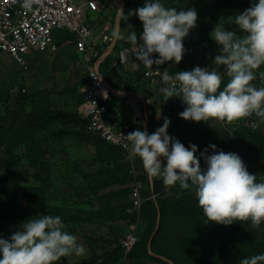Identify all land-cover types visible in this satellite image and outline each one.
Listing matches in <instances>:
<instances>
[{
  "label": "rangeland",
  "instance_id": "rangeland-1",
  "mask_svg": "<svg viewBox=\"0 0 264 264\" xmlns=\"http://www.w3.org/2000/svg\"><path fill=\"white\" fill-rule=\"evenodd\" d=\"M74 1L84 4L87 0ZM146 2L147 0L125 1L123 13L128 25L124 35L128 36L133 30L137 33L141 21L138 16L129 15V12L143 7ZM160 2L177 11L190 8L197 11V26L183 40L185 53L182 61L178 65L174 61L167 62L175 72L191 71L197 66L209 69L215 67L213 61L220 54L221 46L212 38L211 33L219 23L224 25L226 31H235L240 37L244 35L232 23L233 15L219 16L218 10L223 7L227 9L229 2ZM104 3L106 6L108 4L107 10L110 11L101 14L93 25L98 26L101 22L110 20L115 26L119 1L104 0ZM122 18L123 16L121 25ZM57 40V51L31 54L26 69L9 55L0 52V197L4 196V200L18 199L24 211L22 218L19 213V220L50 214L59 215L68 225L66 231L75 235L78 243L84 245L86 255L63 257L57 264H62L63 260L68 264H82L87 260V264H101L119 251L121 240L129 231L136 232L141 244V255L136 257V264H175L152 249L153 239L159 229L162 231L160 241H156V251H166L178 264H211L206 258L211 250L206 244L208 240L202 226L204 223L200 215H197V198L194 195L195 201L190 200L193 192L181 189L178 183L173 187H166L161 178H154L162 182L160 190H163L159 197L160 204L155 201L157 214L153 205L144 207L142 213L141 209L133 211L134 182L139 180L143 184V192L147 189L146 182L138 179L145 174L142 165H137L139 175L134 177L122 153L106 152L105 144L87 128H78L67 120L51 117V114L59 111L79 114L88 69L93 66L92 61L88 62L76 52L71 32L63 31ZM219 71L224 75L226 68L220 66ZM261 73H264V65L256 70V79L252 82L257 88L264 87ZM227 82L228 78L225 76L221 90ZM179 119L181 121L182 118ZM183 124L184 128L173 130L181 133V143L185 147L192 144L197 146L196 156L204 169L200 152L208 144L203 139L206 135V123L184 120ZM227 136V131H218L215 139L224 140L227 146ZM244 150L250 152L247 157H244ZM236 154L242 158L251 174L264 166L262 152L258 154L255 149L240 146ZM190 211L193 214L191 212L192 216L188 217ZM197 219L201 222L199 228ZM158 220V231L155 232ZM237 222V229L233 225H223L226 227L225 233L232 232L234 235L236 230L238 236H253L262 246L255 249L252 256L264 254V223L253 228L251 221H234ZM17 230L16 227H8L7 220L3 218V202L0 199V238L8 239ZM228 234L218 237L227 238ZM229 244L231 242L227 240L219 242L222 249L219 264H225L224 256L229 250ZM157 256L168 259L171 263ZM238 256L231 264H239L241 259L247 258L245 254Z\"/></svg>",
  "mask_w": 264,
  "mask_h": 264
},
{
  "label": "clouds",
  "instance_id": "clouds-1",
  "mask_svg": "<svg viewBox=\"0 0 264 264\" xmlns=\"http://www.w3.org/2000/svg\"><path fill=\"white\" fill-rule=\"evenodd\" d=\"M35 2L23 0L22 7L31 10ZM119 14L124 16L122 9ZM129 15L138 16L143 25L142 44H138L134 30L127 36L137 47L140 62L148 68L172 61L180 64L185 53L183 40L197 26L194 8L177 11L165 7L160 0H147ZM232 23L244 33L242 37L235 31H226L221 23L211 33L221 46L213 61L215 67L197 66L174 75L163 72L162 80L168 85L161 89L164 98L167 101L178 97L183 101L186 108L179 116L186 121L233 123L255 114L264 122V87L257 88L252 83L256 70L264 65V0L252 3L234 16ZM112 36L117 40L124 38L119 28ZM153 54L158 56L153 58ZM220 66L226 68L224 75ZM156 72L159 74V70ZM225 76L228 82L221 90ZM261 79L264 80V73ZM104 96L107 98L106 92ZM169 125L170 120L165 118L163 125L151 134L134 130L125 135L128 158H139L146 175L161 178L166 187L178 183L181 189L193 188L207 222L227 226L234 221H251L253 228L264 223V182H257L242 158L236 153L216 152V146L209 145L213 154H208V148L201 152L207 165L202 169L196 156L197 146L185 147L169 136ZM67 227L59 215L29 218L8 239L0 238V264H57L63 257L85 256L84 245L66 231ZM239 264H264V254L241 259Z\"/></svg>",
  "mask_w": 264,
  "mask_h": 264
},
{
  "label": "built area",
  "instance_id": "built-area-1",
  "mask_svg": "<svg viewBox=\"0 0 264 264\" xmlns=\"http://www.w3.org/2000/svg\"><path fill=\"white\" fill-rule=\"evenodd\" d=\"M22 4L23 0H0V52L9 55L26 69L31 54L57 51L56 33L69 31L74 35L76 52L85 57L88 62L92 61L89 47L93 30L87 20V14H103L106 7L104 0H87L84 4L74 0H37L32 4L31 10L25 9ZM107 24L102 26L101 38L97 43L100 47L109 46L113 39L111 24ZM142 32L141 22L136 33L138 44H142L140 40ZM135 51L136 53L138 51L136 46ZM156 56L158 54H153V58ZM140 63L142 79L148 83H157L162 88L168 86L162 80L163 72L167 70L169 75L175 74L170 71L166 63L160 66L154 64L152 68ZM156 70H159V74ZM105 92L107 98L104 96ZM111 99V91L105 85L99 71L90 66L83 101L79 106V114L88 120L86 128L89 132L122 151L125 162L129 165L134 177H138V158L129 159L128 151L125 148L128 143L125 135L132 132L131 122L127 119L115 122L108 117V103ZM170 100L174 106L183 102L178 97H172ZM262 123L261 118L253 114L251 117L243 119L242 126L248 132L254 133L260 130ZM253 124L258 127L253 128ZM143 193V184L136 180L132 188L133 211L140 210L145 200ZM151 197L155 198V195L153 194ZM138 242L139 237L136 232L129 231L120 243L122 256L118 261L107 264H136L130 254Z\"/></svg>",
  "mask_w": 264,
  "mask_h": 264
},
{
  "label": "crops",
  "instance_id": "crops-1",
  "mask_svg": "<svg viewBox=\"0 0 264 264\" xmlns=\"http://www.w3.org/2000/svg\"><path fill=\"white\" fill-rule=\"evenodd\" d=\"M107 7L108 4L105 7L104 12L110 11L107 10ZM99 16L100 15L93 16L91 14H87V20H89L88 22L93 30L91 46L89 47V54L91 55L92 59L96 57V55L102 50V48L97 44L101 38L102 26L106 25L107 23L111 24V30L112 32H114V25L110 20H105L104 24L100 23L98 26L93 25L95 20H97ZM62 32L63 31H59L55 35V42L57 45V38L62 34ZM124 34L125 33L121 34L124 38L117 41V43L119 42V47L117 49L114 48L113 52L104 60H102L97 67L96 64L99 62L101 55L108 48V45H104L103 48H105V50L102 52L97 61H95L94 63L92 62V65L99 71L102 79L107 81L113 87V90L111 92L112 99L108 103V117L115 122H119L122 119H130L134 127L133 130H140L139 127L141 126L143 130H146L151 134L163 125L164 119L168 118V109L173 104L171 103L170 99L167 101L165 100L164 94L161 91L162 87L159 84L148 83L147 81L142 79L141 63L137 59L135 46L127 40V36ZM107 59H109L110 61L105 64V61ZM166 65L169 69H172L167 62ZM181 112L182 111L178 110L177 117L174 118L172 116L171 118H168L170 120V125L167 129L169 136L170 132L173 129L178 127L184 128V119L178 121L180 120L179 113ZM150 118L152 120V123L150 122ZM242 123L243 120H239L233 123L221 122L218 120H209L206 123V126L204 125L206 135L203 138L204 141L208 143L207 148L209 145H215L216 152L223 150L225 153H236L239 150L240 146H245L242 141H237L234 147H226V144H224L223 142L224 140L220 139L218 140V142L215 137L217 136L218 131L225 130L229 135H234V131H236L237 129L245 130L242 126ZM259 131L264 133V122L261 124ZM211 137L213 140L211 139ZM243 153L244 157H247L250 152L249 150H244ZM208 154H213V150L208 148ZM203 162L205 169L207 165L204 159ZM137 165H142L139 158Z\"/></svg>",
  "mask_w": 264,
  "mask_h": 264
},
{
  "label": "trees",
  "instance_id": "trees-1",
  "mask_svg": "<svg viewBox=\"0 0 264 264\" xmlns=\"http://www.w3.org/2000/svg\"><path fill=\"white\" fill-rule=\"evenodd\" d=\"M126 3L128 2V0H125ZM219 2H229L227 3L228 6L227 9H224L225 7L221 8L220 10H218L220 12L219 16L221 15H233V16H236L238 14H240L241 12H243L244 10H246L248 7L251 6L252 3H256L258 2V0H219ZM128 10V7L127 9ZM126 12V11H125ZM128 25V21L126 19V16H123L122 18V25H121V34L125 33L126 32V27ZM107 47V46H106ZM119 47V42L117 43L115 49H117ZM102 50L96 55V57H94L92 59V62L94 63L95 61H97L100 57V55L102 54V52L105 50V48H103V46L101 47ZM2 53V52H1ZM110 60L107 59L105 61V64H107ZM171 72L173 73H176L175 70H172L170 69ZM142 77V75H141ZM83 97H84V93H83V96H82V100H81V103L83 101ZM175 107V109H174ZM186 108V105L183 103V102H179L177 103L176 106L172 105L169 107L168 109V118H171L172 116L175 118L177 116V113H178V110L181 111V110H184ZM52 118L53 119H62V120H67L70 124H72L73 126H76L78 128L80 127H84L86 128L87 126V122L88 120L81 117L80 114H73V113H70V112H67V111H59L58 113L56 114H51ZM129 122H131V130L134 131V127L132 125V121L130 119H128ZM150 122L152 123V120L150 118ZM140 130H143L141 128V126L139 127ZM234 135H229L228 134V144L226 147H234V145L236 144L237 141H242L244 143L245 146L249 147V148H252V149H255V151L260 154L262 152V154L264 153V149H263V144L261 141L264 140V133L263 132H254V133H251V132H248L247 130H236L234 131ZM171 137L179 140L181 142V139H182V135L180 132L178 131H174L172 130L171 132ZM99 140H101L105 146L107 147L106 148V152L108 153H112V152H115L117 151V153H119L121 155L122 151L119 150L117 147L111 145L110 143L106 142L105 140L101 139L100 137H98ZM261 142V143H260ZM264 142V141H263ZM142 164V163H141ZM129 166V165H128ZM129 168V167H128ZM143 172L145 173L144 169H143ZM252 174H255L256 177H257V182H264V166H261L260 168H258V171H255L253 172ZM143 177H139L138 179H142L146 182L147 184V189L144 191L143 193V196L145 198L142 206H141V212L144 210V207L148 206V205H153L154 207V212L155 214H157L158 210L156 208V205H155V201H158L159 204H160V201H159V197L161 195V192H163V190L161 191L160 189L161 188V184L162 182L161 181H158V180H154L153 178V185L151 186L150 182H149V178L148 176L145 174L142 175ZM153 190V192H152ZM187 191H190V192H193L192 195H191V198L190 199L191 201L194 200L193 199V196L195 195V192H194V189L193 188H190V189H186ZM155 195V198H152L151 196L152 195ZM1 199V202H3V218L5 220H7L8 222V227H16V228H19V226L21 224H23L27 219H24V220H19V213L22 217L23 216V209L22 207L20 206V203L18 201L17 198H13L12 200L11 199H7L5 198L4 200V196L0 197ZM195 201V200H194ZM191 203H195V202H191ZM197 204H198V201H197ZM189 206V205H187ZM199 210H198V216L200 215V217L202 218L201 220L203 221V228L204 230L206 231V234H207V240L206 241V244L207 246L209 245V249L211 250L210 254L208 253L206 258L209 260V262L211 264H219V262H221L219 260V258L221 259V244L219 246V242L221 241H229V243L231 242V245L229 244L228 248L229 250L227 251V254L226 256H224L225 260V264H231L232 260H237L238 259V255L239 254H245V256L247 258H251L252 257V252L255 250V249H258L262 246V244L258 241H256V239H254L253 236H248V234H240L239 236L237 235V231L235 230V233L234 235H232V232H230L228 234L225 233V229L223 225L221 226H218V224L216 223H212V222H207L206 221V218L204 217V214H203V210L198 207ZM192 211H190V215L188 217H191L192 214H191ZM161 213L162 212V209H161ZM204 219H205V222H204ZM198 220V228H199V223H201ZM234 226L235 229L238 228V222L237 223H233L232 224ZM226 228V227H225ZM232 230V229H231ZM161 231L162 229H159L158 233L155 235L154 239H153V242H152V249L153 251L158 254V255H161V256H165L166 258L172 260L175 264H178V261L175 260V258L171 255V254H167V252L165 251H156V248H155V245H156V241H160V238H159V235L161 236ZM222 234L224 235H229V237L227 238H222V237H218V236H221ZM224 239V240H222ZM162 240V239H161ZM140 249H141V244L140 242H138L131 254H130V257L131 259L136 263V257L140 256ZM122 256V249L120 248L119 251L114 255V256H111V257H108L106 258V260H104L103 262H101V264H107V263H110V262H115V261H118L120 259V257ZM89 261H83L82 264H87ZM62 264H68V262L66 260H63L62 261Z\"/></svg>",
  "mask_w": 264,
  "mask_h": 264
},
{
  "label": "water",
  "instance_id": "water-1",
  "mask_svg": "<svg viewBox=\"0 0 264 264\" xmlns=\"http://www.w3.org/2000/svg\"><path fill=\"white\" fill-rule=\"evenodd\" d=\"M117 1H119V4H120V8H119V9L124 10V7H125V0H117ZM121 17H122V16L119 14V10H118L117 15H116V20H115L114 31H116L117 28H119V32H120V30H121ZM117 41H118V40L115 39V38L113 37V39H112L110 45L108 46L107 50L101 55L99 62L96 64L97 67H98V65L100 64V62H101L102 60H104L107 56H109V55L113 52V50H114V48H115V46H116V44H117ZM103 81H104L105 85L107 86V88L109 89V91L112 92L113 87H112L107 81H105L104 79H103ZM150 183H151V186H152V185H153V178H150ZM159 214H160V213H159ZM158 226H159V220H158V222H157V227H156L155 232L158 231ZM152 238H153V237H152ZM152 238H151V239H152ZM157 257H160V256H157ZM160 258H162V257H160ZM162 259H164V260H166L167 262H170V263H171V261L168 260V259H165V258H162Z\"/></svg>",
  "mask_w": 264,
  "mask_h": 264
}]
</instances>
